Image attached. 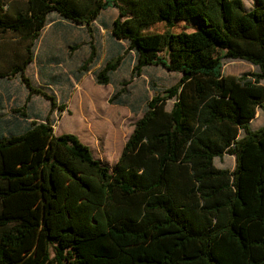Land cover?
Segmentation results:
<instances>
[{
	"label": "trees",
	"instance_id": "obj_1",
	"mask_svg": "<svg viewBox=\"0 0 264 264\" xmlns=\"http://www.w3.org/2000/svg\"><path fill=\"white\" fill-rule=\"evenodd\" d=\"M109 7L118 9L111 35L127 45L97 83L110 82L128 51L136 76L160 65L180 77L147 101L111 169L75 134H55L48 116L14 110L30 120L0 133V264H264V125L249 127L264 107V0L251 9L242 0H26L0 15V32L33 42L51 12L89 29ZM182 22L189 30L144 32ZM25 51L0 78L19 74L27 100L64 110L25 77ZM223 57L258 70L224 75ZM223 154L235 157L232 170L213 164Z\"/></svg>",
	"mask_w": 264,
	"mask_h": 264
},
{
	"label": "rangeland",
	"instance_id": "obj_2",
	"mask_svg": "<svg viewBox=\"0 0 264 264\" xmlns=\"http://www.w3.org/2000/svg\"><path fill=\"white\" fill-rule=\"evenodd\" d=\"M246 9L255 6L256 0H242ZM2 10L0 15L8 19L16 12L21 11L26 6V0H0ZM118 15L116 7H109L101 10L96 20L86 27L79 25H69L70 21L61 18L56 12L49 13L47 21L60 20L55 26L47 28L41 33L39 39L29 42L28 40H17L18 34L14 32H0V38L13 37V52L0 58V66L9 69L13 63L19 62L26 55V46L30 45L36 61L27 66L25 77L34 88L41 89L47 94L55 97V89L44 88L48 81L43 75H39L37 68L42 64L48 65L51 73L58 74V61L61 59L66 64L69 61L73 75L60 74L51 77L59 80L60 90L69 88L72 91L73 83L69 85L67 78L77 77L80 79L71 93L70 101L66 108V114L59 118V110L56 113L50 112L49 106L45 105V98L32 94L27 100L28 89L22 83L19 74L12 75L5 86L9 94L7 101L13 103L12 110L23 108L29 115L49 117L55 134L72 133L81 142L86 144L94 157L100 159L102 163L110 169L117 160L122 147L131 133L135 121L141 117L146 109L147 101L155 93L162 91L166 87L174 84L180 77V73L167 71L160 65L146 66L140 76L132 73V63L135 59L133 51L125 52L117 68L110 72L108 84H100L95 81V73L110 59L122 54L127 43L118 41L111 35L112 22ZM64 20V21H63ZM124 17H121V21ZM58 28L59 34L51 41L50 47L47 42L54 34V29ZM166 29L179 32L189 30L185 23H177L174 27L168 28L163 23H156L148 26L144 32H162ZM91 47H94V58L87 64L86 71L80 66L88 59ZM33 49V50H32ZM38 51V55L36 53ZM256 66L240 59L222 58V73L224 75H242L256 72ZM61 78V79H60ZM45 79V80H44ZM78 81V80H77ZM264 84V80L262 81ZM4 84V83H2ZM48 85V84H47ZM64 85V86H62ZM72 85V86H71ZM53 88H57L53 86ZM62 96V92H59ZM116 95V96H114ZM65 97V96H64ZM57 103V102H56ZM62 105V103L60 102ZM172 100H168L166 108L171 107ZM59 105V104H58ZM65 105V104H64ZM65 108V106H64ZM264 125V107L257 110L255 117L250 121L249 127L254 130ZM243 135L239 130V137ZM213 164L218 168L232 170L235 166V157L223 154L215 157Z\"/></svg>",
	"mask_w": 264,
	"mask_h": 264
},
{
	"label": "crops",
	"instance_id": "obj_3",
	"mask_svg": "<svg viewBox=\"0 0 264 264\" xmlns=\"http://www.w3.org/2000/svg\"><path fill=\"white\" fill-rule=\"evenodd\" d=\"M60 20L54 21L52 19L50 21H47V24L45 25L44 29L40 32L39 37H41V33L44 32L47 28L49 29L52 26H55L56 23H60ZM72 23L73 22H70L69 25H74L75 24V23L74 24H72ZM79 27L82 28L84 26L79 25ZM57 29L58 28L54 29L53 36L50 38V41L47 42L48 47H50L51 41L58 37L59 30H57ZM39 37L37 39H39ZM12 40H14L13 37L8 38L6 40H5V38H0V58L1 57L6 58L7 55H9V54H11L13 52L14 45L12 44V42H13ZM18 40L24 41L22 36H19V35H18L17 40H15V41H18ZM24 48H26V44H25ZM37 55H38V51L36 53V56ZM35 61H36V57L33 55V60L28 65L34 63ZM57 65L59 66V71H60L58 74H55L54 72L51 73L50 70L48 69L47 63L45 65L42 64L40 66V68H37V72H38L39 75H43L45 78H46V76H50V77L47 78L48 81L46 83H44L45 85H43V87L45 89L46 88H51L52 90L55 89L54 91L56 93V102H57V104H60V102L63 105L65 104L64 105L65 106L64 110L59 111V113H58L59 116H60L59 118L61 119L63 114H66V108L68 106V102L70 101L71 93L73 92V90H74V88H75V86L77 84L76 82H79L80 79H78L77 77L72 78V80H71V78L70 79L67 78L66 81L69 82V85L73 83V86L71 85L72 86L71 87L72 91L68 92L69 88H67L68 90L66 88L60 90V88H59V80L57 78H54V77H51V76L60 75V74H67V76H68V75H73L74 73L72 72L71 68L69 67V61L66 64L63 60L60 59L58 61ZM8 68L9 69H7L6 66L5 67L0 66V73L5 74V73L9 72L10 69L12 68V65H10ZM9 80H10V76L9 77L8 76H4V77L0 78V133L3 134V135H8L10 133L22 132L23 130L26 129L27 121H29L30 119H36L37 121H40V120H42L44 118V117L37 116V115H29L28 112H25L26 116H28L30 118V119H28V118L26 119L19 112H15L14 110H12L11 107H12L13 103L10 102V101H7V98H9V94H8L7 88L5 86L6 82L9 81ZM2 83H4V84H2ZM53 86H55L57 88H53ZM62 86H64V85H62ZM59 92L60 93L62 92L63 98H61L62 96L59 95ZM43 102H45V105L47 106V108H48V106H50L49 105V101H47L46 99ZM66 104H67V106H66ZM56 110L57 109H55V111H53V112L56 113Z\"/></svg>",
	"mask_w": 264,
	"mask_h": 264
}]
</instances>
